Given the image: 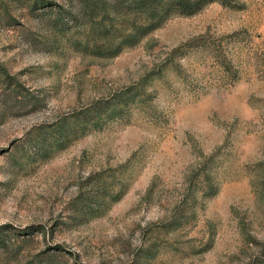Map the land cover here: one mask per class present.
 I'll use <instances>...</instances> for the list:
<instances>
[{
  "label": "rangeland",
  "instance_id": "rangeland-1",
  "mask_svg": "<svg viewBox=\"0 0 264 264\" xmlns=\"http://www.w3.org/2000/svg\"><path fill=\"white\" fill-rule=\"evenodd\" d=\"M74 7L0 0V264H264V0L112 57Z\"/></svg>",
  "mask_w": 264,
  "mask_h": 264
},
{
  "label": "trees",
  "instance_id": "trees-1",
  "mask_svg": "<svg viewBox=\"0 0 264 264\" xmlns=\"http://www.w3.org/2000/svg\"><path fill=\"white\" fill-rule=\"evenodd\" d=\"M75 7L65 15L78 23L81 32L69 39L79 51L112 57L136 45L144 36L174 14L190 15L212 1L230 4L237 0H73ZM54 34H63L60 22ZM115 109L111 111L114 112Z\"/></svg>",
  "mask_w": 264,
  "mask_h": 264
}]
</instances>
